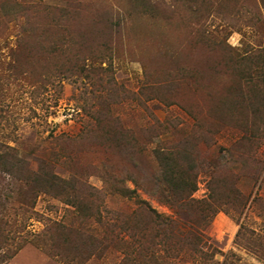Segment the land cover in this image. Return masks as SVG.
I'll use <instances>...</instances> for the list:
<instances>
[{
	"label": "rangeland",
	"instance_id": "obj_1",
	"mask_svg": "<svg viewBox=\"0 0 264 264\" xmlns=\"http://www.w3.org/2000/svg\"><path fill=\"white\" fill-rule=\"evenodd\" d=\"M158 145L193 157L211 259L105 184L157 177ZM2 155L0 264H264V0H0ZM50 170L82 211L32 188Z\"/></svg>",
	"mask_w": 264,
	"mask_h": 264
},
{
	"label": "trees",
	"instance_id": "obj_2",
	"mask_svg": "<svg viewBox=\"0 0 264 264\" xmlns=\"http://www.w3.org/2000/svg\"><path fill=\"white\" fill-rule=\"evenodd\" d=\"M115 137L118 144H121L125 139H123V132L120 131L115 134ZM185 138L187 139L188 137ZM54 139L59 140L62 138L55 137ZM186 143L189 142H184V144ZM52 152L55 156H57V152H55V150H52ZM153 153L157 161L159 171L157 173V177H152L148 180V182L146 181L148 185L145 181L131 178V181L135 185L133 189L130 188L123 180H121L122 183L120 182L122 185H120L119 181L116 180L111 182L105 180V184H107L106 186L110 187L112 194H120L128 199H132L136 196L138 194L137 189L142 188L147 191V193L157 196L160 201L168 204L176 214L183 213L185 216L183 219L178 216H165L157 212L156 209H154L145 199H142L138 206L141 211L148 213V215L153 218V222L156 224V228L158 229V237H161V241H164V243L172 242L171 244H173V247H177L179 244H187L190 246L192 254L198 255L203 259H211L219 252V249L211 243L206 235L203 234V232L198 228V225L205 222L207 219H210V216H213L214 213L209 214L202 212L198 215L197 220V218L192 216V213L190 212V210L193 209L194 202L196 201L193 194L198 188L197 177L194 175L196 164H193V157L186 147L178 149L173 145H165V147L158 145L154 148ZM2 158L3 155L0 156L1 160ZM7 162L9 161H3L2 163L7 172L12 175H14L15 172H20L17 164ZM199 162L200 161L197 163L199 164ZM202 162L203 159L201 160V163ZM8 164L11 166L9 167ZM32 171V174L38 172L36 170ZM38 184L40 187L38 192L44 190L48 192L53 189L55 190L56 196L72 192L73 194H71V196L73 197L71 199H67V202L75 205L80 211H82V208L85 206L80 201L78 196H74L79 193L78 183L75 179L61 178L59 174L50 170L44 171L42 175L39 174L37 178H34L32 188ZM56 190L58 191L57 194ZM127 222L128 223L125 228L126 234L135 244L136 242H139L138 246H141L139 241L140 239L137 237L138 234L133 231V228L129 227V221ZM146 233L147 230L145 229L142 231L141 236L145 237ZM150 250L149 248L144 250L146 255Z\"/></svg>",
	"mask_w": 264,
	"mask_h": 264
}]
</instances>
